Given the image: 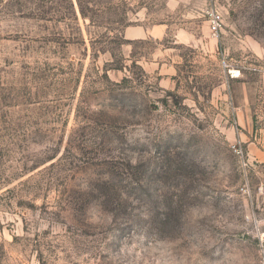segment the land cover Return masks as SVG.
Listing matches in <instances>:
<instances>
[{
    "label": "rangeland",
    "instance_id": "1",
    "mask_svg": "<svg viewBox=\"0 0 264 264\" xmlns=\"http://www.w3.org/2000/svg\"><path fill=\"white\" fill-rule=\"evenodd\" d=\"M121 1L0 0V264H264V0Z\"/></svg>",
    "mask_w": 264,
    "mask_h": 264
},
{
    "label": "trees",
    "instance_id": "2",
    "mask_svg": "<svg viewBox=\"0 0 264 264\" xmlns=\"http://www.w3.org/2000/svg\"><path fill=\"white\" fill-rule=\"evenodd\" d=\"M68 1V8L70 9L72 14H76V4L74 0H67ZM95 0H89V3H91L92 6H85L84 0H76L77 7L81 13V15L84 18H89L91 22L94 21V15H98L99 13H109L116 15V23H118L121 26L127 25L128 16L126 15V12H122L120 10L119 6H122L124 3L121 1L120 3H117V7H114L113 5L104 7V8H96L94 5ZM93 13V14H92Z\"/></svg>",
    "mask_w": 264,
    "mask_h": 264
},
{
    "label": "built area",
    "instance_id": "3",
    "mask_svg": "<svg viewBox=\"0 0 264 264\" xmlns=\"http://www.w3.org/2000/svg\"><path fill=\"white\" fill-rule=\"evenodd\" d=\"M207 17L212 34L214 36H218L223 28V17L221 12L215 8H210L207 10ZM232 150L240 158L244 167H248L250 165L248 154L241 145L233 144Z\"/></svg>",
    "mask_w": 264,
    "mask_h": 264
},
{
    "label": "crops",
    "instance_id": "4",
    "mask_svg": "<svg viewBox=\"0 0 264 264\" xmlns=\"http://www.w3.org/2000/svg\"><path fill=\"white\" fill-rule=\"evenodd\" d=\"M244 113V112H243ZM250 122H247V126H249ZM247 129V128H246ZM251 129V131H250ZM247 129L246 132L250 133L251 135L255 136V138H257L258 136V130L254 129V127L252 126V128ZM246 132L242 131V133H238L236 134V137L240 139V141H243V137L244 135H247ZM262 136H264V131L262 130ZM261 138V135H259ZM260 143V141H259ZM251 144H254L253 146H250V154L252 155V159H255L256 161L260 162V163H264V145L262 146H256L255 142H252Z\"/></svg>",
    "mask_w": 264,
    "mask_h": 264
}]
</instances>
